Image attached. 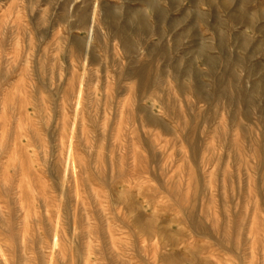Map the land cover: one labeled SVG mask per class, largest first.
<instances>
[{
  "label": "rangeland",
  "instance_id": "1",
  "mask_svg": "<svg viewBox=\"0 0 264 264\" xmlns=\"http://www.w3.org/2000/svg\"><path fill=\"white\" fill-rule=\"evenodd\" d=\"M0 264H264V0H0Z\"/></svg>",
  "mask_w": 264,
  "mask_h": 264
}]
</instances>
